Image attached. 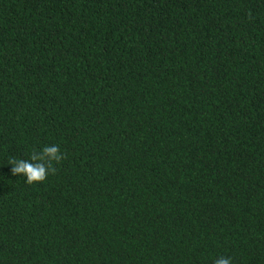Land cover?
<instances>
[{"label": "trees", "instance_id": "1", "mask_svg": "<svg viewBox=\"0 0 264 264\" xmlns=\"http://www.w3.org/2000/svg\"><path fill=\"white\" fill-rule=\"evenodd\" d=\"M221 256L264 264V0H0V264Z\"/></svg>", "mask_w": 264, "mask_h": 264}, {"label": "clouds", "instance_id": "2", "mask_svg": "<svg viewBox=\"0 0 264 264\" xmlns=\"http://www.w3.org/2000/svg\"><path fill=\"white\" fill-rule=\"evenodd\" d=\"M66 158L60 152L59 146H45L42 151H33L30 160L12 159L8 163L12 165L11 173L14 176L23 175L29 184L43 182L48 175L55 174L57 168L54 163H59ZM214 264H231L230 257H219Z\"/></svg>", "mask_w": 264, "mask_h": 264}]
</instances>
